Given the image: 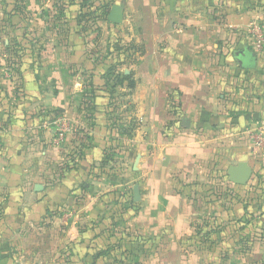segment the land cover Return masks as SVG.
I'll return each instance as SVG.
<instances>
[{"label":"crops","instance_id":"1","mask_svg":"<svg viewBox=\"0 0 264 264\" xmlns=\"http://www.w3.org/2000/svg\"><path fill=\"white\" fill-rule=\"evenodd\" d=\"M42 3L30 0L29 9L36 14ZM124 3L121 0L119 5L124 7ZM128 4L137 31L127 39L144 46L137 61L128 65L136 80L130 99L142 125L127 141L136 145L139 160L134 165L141 178L170 182L173 173H183L188 181L197 177L206 162L218 159L229 166L245 161L264 170V147L254 144L249 135L264 118V49H253L248 32L252 19L264 20V0H131ZM3 18L0 9V25ZM47 46L41 51V64L43 70H55L63 62L57 61L54 46ZM4 47L0 32V85L12 86L15 77L1 76ZM246 49L255 52L254 67L244 65L241 51ZM21 65L17 79L35 100L43 99L45 107L63 106L71 97L54 95L53 83L42 87L44 76L38 80L33 65ZM172 92L180 93L176 96L181 101L179 114L169 107ZM19 116L0 121V264H60L64 260L66 264H92L95 240L89 236L88 217L100 212L94 205L100 191L88 189L76 216L71 210L73 185L79 173L88 176V165L105 155L109 136L102 119L106 114L94 112L99 120L88 131L92 137L84 148L80 172L59 176L51 128L34 125L38 115L33 120L29 115ZM186 118L190 127L183 125ZM80 120L84 127L88 125L83 117ZM171 121L175 124L168 127ZM183 193L161 184L142 195L148 203L146 210L160 213L147 218V232H157L167 223L175 232L180 225L177 237L192 231L193 218L201 211L192 209L189 192ZM168 212L173 217L167 218ZM83 226L87 227L81 234ZM251 245L244 261L264 262V239Z\"/></svg>","mask_w":264,"mask_h":264},{"label":"rangeland","instance_id":"2","mask_svg":"<svg viewBox=\"0 0 264 264\" xmlns=\"http://www.w3.org/2000/svg\"><path fill=\"white\" fill-rule=\"evenodd\" d=\"M16 1L19 6L26 1L27 10L8 21L4 12L14 8ZM29 1L0 0V9L4 13L0 32L5 37L1 76L16 78L12 86L0 85V121L18 119V114H24L19 116L21 119L29 115L33 120L38 115V122L34 120L32 123L45 130L51 128V145L58 151L56 165L59 171L56 175L59 176L73 170L74 173L80 172L84 148L92 137L88 131L99 120L94 112H105L102 120L109 136L104 155L107 159L103 157V160L89 164L88 176L79 173L75 177V202L71 208L73 215L77 216L78 206L81 207L88 189L93 187L100 191L98 203L94 204L100 212L94 211L88 217L92 229L89 236L99 238V245L94 241V253L104 250L106 256H110L92 264H249L244 258L250 250L244 248L250 249L251 244L264 239V170L260 166H253V176L247 185H235L229 181V165L220 159L203 163L197 177L188 181H184L183 173H173L170 182L166 179L156 182L148 176L141 178L134 165L139 160L136 145L127 140L138 133L142 118L135 113L136 105L130 99L136 80L128 65L137 61V54H141L144 46L127 39L128 34L137 31L130 20L132 9L128 2L131 0H122L125 2L123 22L116 25L108 21L102 0H41L43 3L36 14L29 9ZM112 1L119 4L121 0ZM64 4H68L67 14L60 16V11L66 9ZM79 5L85 7L84 11ZM26 39L33 43L34 52L26 54L23 50L22 42ZM114 42L122 47V51L114 50ZM47 44V47L54 46L57 61L63 62L55 65V70H43L41 64L43 58L39 46ZM132 45L139 49L136 48L137 52L131 56L126 49ZM87 59L90 61L86 64ZM22 62H29L38 70V80L44 76L42 87L53 83L51 91L54 95L61 94L64 99L71 97L63 106L52 108L45 107L43 99L35 100L17 79L21 75ZM93 67L96 72L92 71ZM125 74L132 76L133 88L129 81L121 82ZM99 76L102 79L96 78ZM82 117L88 121L86 127L81 123ZM125 131L130 134H124ZM97 183L100 186H96ZM161 184H169L179 194H184L182 190L189 192L187 199L191 208L201 211L196 213V219L193 218L191 232L177 237L180 225L175 232L171 223L157 232L146 231L147 218L160 213L146 210L148 203L142 195ZM136 186L139 201L134 200ZM174 215L180 216L178 213ZM233 216L241 217L240 224L228 223ZM171 217L172 213L168 212L167 218ZM204 220L213 223L218 230L212 240L220 244L213 249L200 248L190 240L195 225L203 224ZM84 227L87 226L81 227V234ZM136 235L145 237L146 244L132 241L131 237ZM60 264H66L65 260Z\"/></svg>","mask_w":264,"mask_h":264},{"label":"trees","instance_id":"3","mask_svg":"<svg viewBox=\"0 0 264 264\" xmlns=\"http://www.w3.org/2000/svg\"><path fill=\"white\" fill-rule=\"evenodd\" d=\"M104 3H105V7H106V16H108L109 14V11L111 10V8L113 7L114 3L115 2H110V0H102ZM16 6L14 8H11L10 11H5V15L7 16V20H11L16 16L18 15L19 13H23V11H26L27 10V6L24 5L23 6H19V3L18 1H16ZM73 3H71L72 5ZM67 5L68 4H64L63 6L66 8L65 10H61L63 12L60 11V16H66V12H67ZM69 5V6H71ZM79 7L81 8L82 11H84L85 7L82 6V5H79ZM65 11V12H64ZM137 45H132L130 48H127L126 52L129 53L131 56L133 55L134 52H137L136 51V47ZM8 47L9 44H8ZM22 47H23V50L25 51V53L27 54L29 51L31 52H34L35 51V48L33 46V43L30 41V40H25L22 42ZM44 49V47H41L39 46V50L40 53L41 51ZM139 49V48H138ZM114 50L117 51V52H120L122 51V47L119 46L118 44H116V42H114ZM144 52V48H141V54ZM128 54V55H129ZM121 55H122V52H121ZM24 63V62H22ZM132 76L131 75H123V77L121 78V82H124V81H129V86L131 88H133L135 86V82L131 80ZM178 95V97H180V93H175V92H172L171 94H169V107L171 108V111L175 114H179L180 113V109H181V101L179 100V98L176 99V96ZM175 124L174 121H171L169 122L168 124V127L169 126H173ZM124 134H130L129 132L125 131ZM84 158V154L82 156V159ZM104 159H107V157L105 156ZM103 160V159H102ZM184 190H182L181 193H183ZM232 213V212H231ZM230 213V214H231ZM246 213V211H245ZM247 214V213H246ZM235 216L229 218V222L228 223H238L240 224V219L241 217H237V218H234ZM234 218V219H232ZM234 220V221H233ZM214 234H218V230L213 226V223L211 224L210 221L208 220H204L203 224H197L195 225L194 227V234L193 236L190 238V240H193L194 241V244H198L200 246V248H208V249H213L214 247H217V245L220 244L219 241L216 242V240H212L213 239V235ZM93 238V237H92ZM95 239H92V240H95V243L99 245V238H96L94 237ZM131 240L132 241H137V242H142L143 244L145 243L146 244V239L145 237L141 236V235H136V236H132L131 237ZM92 243V247L93 249H95L94 246H96V244ZM115 245V244H113ZM244 250H249V248H244ZM94 257H95V260L97 259H107L108 256H106V253L104 250H97L95 253L94 251L91 252Z\"/></svg>","mask_w":264,"mask_h":264},{"label":"water","instance_id":"4","mask_svg":"<svg viewBox=\"0 0 264 264\" xmlns=\"http://www.w3.org/2000/svg\"><path fill=\"white\" fill-rule=\"evenodd\" d=\"M123 17V8L119 4H114L107 18L108 21L113 24H121L123 22ZM241 54L244 56V65L246 67L251 68L255 66L257 58L254 51L246 49L245 51H241ZM183 121L185 122H183V125L190 127V119L186 118L183 119ZM252 175L253 168L245 161L231 165L228 168L229 181L235 185H247L250 182ZM134 200H140L139 188L137 186L134 188Z\"/></svg>","mask_w":264,"mask_h":264},{"label":"built area","instance_id":"5","mask_svg":"<svg viewBox=\"0 0 264 264\" xmlns=\"http://www.w3.org/2000/svg\"><path fill=\"white\" fill-rule=\"evenodd\" d=\"M248 32L251 35L253 49L261 52L264 49V20L263 18H254L248 24ZM257 124L258 126L250 131L249 135L254 144L264 147V118ZM63 135V133L61 134ZM63 140V138H62Z\"/></svg>","mask_w":264,"mask_h":264}]
</instances>
